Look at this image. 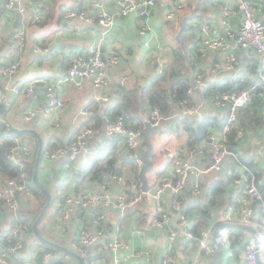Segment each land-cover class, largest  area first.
<instances>
[{"label":"crops","instance_id":"1","mask_svg":"<svg viewBox=\"0 0 264 264\" xmlns=\"http://www.w3.org/2000/svg\"><path fill=\"white\" fill-rule=\"evenodd\" d=\"M23 1L28 6L25 12L0 10V65L17 62L18 66L17 72L12 77L0 72V91H6L15 83H25L35 77H43L45 81H38L33 92L29 94L10 92L5 101L7 111L5 114H0V119L5 118L14 128L30 129L31 131L26 130L12 139L14 142L19 139L32 147L34 142L40 145L39 137L43 141V147L54 145L55 148L61 145V142L68 145L75 131L83 124L98 127L100 130L89 141L88 163L82 162L81 155L72 156L67 153L60 154L51 160H46L42 156L40 160L39 181L52 193V196H56L52 198L37 228L46 241H51L63 248L43 241L34 229L28 227L27 223H22L25 245L15 256L20 262L43 264V255L49 252L50 259L54 263L81 264L79 258L68 250L76 251L74 242L78 239L79 229L83 225L91 229L95 228L92 221L95 210H89L82 216L76 210L70 218L62 219L59 213L63 201L68 196L71 198L79 196L87 189L98 194L110 192L113 198L121 194L133 196L142 191L139 171L143 162L138 163L135 154L144 151L148 146L147 131L153 110L147 97L149 92L145 88L149 86L151 91H162L169 97L172 92L171 85L174 82L182 77L188 79L191 84L189 95L192 104L200 107L203 118L205 116L210 118V128L214 127L211 135H214L221 131L227 119L226 109L214 104L215 94L219 91L217 88L249 86L253 79L256 80L260 56L253 49L236 48L235 52L239 58L236 67L222 73H216L213 70V64L226 59L228 50L223 46L207 47L204 41L207 38L227 37L223 7L234 5V0H182L184 7L174 18H167L164 6L173 4L175 0H158L157 5L148 15L134 13L118 17L109 35L108 31L97 22L88 23L80 18L65 19L63 15L68 8L80 9L87 14L97 12L99 8L97 3L113 11L116 9L115 0ZM253 1L264 7V0ZM34 7L44 13L45 17L42 20L33 21ZM18 15L21 16L18 22L20 26L15 28ZM240 19L239 15L235 17L236 26H239ZM143 23L150 25V31L144 36L140 34L139 29ZM203 26L205 29L202 28ZM20 29L25 31L23 45H19L15 39V34ZM148 38H151L150 46L145 43ZM228 42L233 43V39H229ZM37 45H42L44 50L37 51L35 48ZM92 48L99 49L104 54L110 51L122 53L123 58L119 63L107 62L105 66V73L115 80L112 85L98 89L91 81L86 80L84 86L79 88L66 80L67 72L75 58L89 52ZM180 53L188 55V59L181 61L184 63L182 67L176 62V57ZM124 73H129L130 77L124 84H119L117 80ZM199 73L205 76L204 86L195 85V79ZM50 84L65 101L59 113V126L54 124V118L44 114L48 102L45 89ZM208 85L213 86L210 91H208ZM105 95L110 97L109 100L97 98ZM119 104L123 105L129 119L134 124H140L144 129L145 143L137 151L127 144L124 136H109L102 130L104 125L111 121L109 113L116 114ZM29 108L35 109L36 115L31 119H25L24 114ZM81 108H89L92 111L94 109L95 115L93 111L92 116L83 119V116L79 114ZM183 110V105L171 101L166 112L163 113L165 119L162 124L158 128L152 126L151 139L154 154L151 157L153 167L148 172L149 189H153L164 175L175 176L173 157L176 154L198 167L207 166L211 162V135L194 148H190L189 145L188 127L197 125L203 118L197 114H190L185 119H181L180 113ZM261 116L262 106L259 108L256 102L255 105L241 112L240 121L236 126L242 127L245 135L241 141L233 142V149L237 150L238 156L242 158V165L237 166L235 160L229 158L225 161L222 171H210L201 176L203 194L192 193V177L187 182V189L191 193L187 195L184 191L181 194L184 196L181 208L185 206L198 211L196 206L205 202L206 192L214 183L217 182L219 187L224 188L226 201L220 207L215 208L210 214L199 215L193 211V215H189L191 225H199L202 232L207 230L211 233V239L218 225L223 223L231 225L221 229L224 247L221 264H240L244 260L245 242L255 239L259 225L264 222V211L259 206L260 203H255L252 224L239 221L242 215L241 209L248 195L245 191L242 196L241 183L237 182V179L230 180L228 176L229 170L235 168L233 170L240 169L241 179H244L247 163L257 166L260 173L263 172L264 175V127ZM15 156L16 163L21 168H27L33 162V155L26 156L23 152L17 151ZM98 167L99 170L103 169L97 171ZM104 169L113 170L123 178V180L114 179L108 191L102 187L103 173L109 171H103ZM87 172L88 175H84ZM173 197L169 189H166L162 197V203L171 213L170 225L166 227L150 225L149 220L156 201L148 196H144L135 205L126 209L113 204L106 207L105 217L99 224L104 227L105 234L100 237L102 241L94 250L91 248L92 244L88 255L83 256L86 264H115L114 255L108 247V237L117 232L123 234L122 237L126 240L127 246L120 249L116 257H125L127 264H162L171 229L178 231L175 240L178 261L188 260L192 264H212V261H204H207L215 252L210 256L202 255L196 260L195 253L199 248V241L194 238L186 239L183 229L178 227L182 225L181 216L176 219L179 210L172 207ZM42 208L36 196L31 201L26 195H20L17 209H12L0 201L2 226L0 249L4 248L5 241L9 238V230L16 227L15 224L19 218L22 220L27 218L31 221ZM183 211L181 214H185ZM223 216L232 219H222ZM242 224L251 226L254 231L238 226ZM235 239L236 242L232 247L231 243Z\"/></svg>","mask_w":264,"mask_h":264},{"label":"built area","instance_id":"2","mask_svg":"<svg viewBox=\"0 0 264 264\" xmlns=\"http://www.w3.org/2000/svg\"><path fill=\"white\" fill-rule=\"evenodd\" d=\"M116 9L110 11L103 5L96 4L99 8L97 12L87 14L85 11L68 8L63 17L65 19L80 18L84 19L88 23L97 22L101 24L106 31L112 30L118 17L129 16L134 13L139 15H148L150 10L157 5L158 0H115ZM166 16L167 18H174L177 13L184 7L182 0H175L173 4H166ZM28 6L23 0H0V10L6 11H27ZM33 21L42 20L45 15L37 7H34ZM242 15L239 26L235 24V17ZM224 23L227 27V37L223 36L218 39L207 38L204 44L207 47L223 46L228 50V55L224 61H219L213 64L214 71L216 73H222L236 67L239 63V58L235 52L236 48L253 49L259 56L260 62L258 66V72L255 83L240 91H222L218 92L219 95L214 99V104L218 107H222L227 111V119L222 127L221 131L217 134L211 135L212 139V157L211 162L204 167H198L188 160L184 159L181 155L176 154L173 157L174 173L177 176L176 180H173L169 176H163L158 184L153 189L146 191H140L133 196H127L121 194L116 198H113L110 192L98 194L93 190L87 189L83 191L79 196L74 198L66 197L63 201L62 208L59 216L62 219L70 218L78 207L85 209L95 208V212L92 217L95 228L91 229L84 225L79 229L78 239L74 242V248L82 256H87L89 253V247L95 241L105 234V231L98 227L101 221L105 217L104 209L108 206L116 205L121 209L129 208L139 202L144 196H148L156 201V204L152 208V217L149 223L152 227H166L170 225L171 213L167 211L166 207L162 203V197L166 189H169L174 197L172 200V207L175 210H180L182 207V201L177 197L187 186L188 179L193 178L192 193L199 195L202 192L201 176L210 171H222L223 165L227 159H234L237 166L242 165V159L238 156L237 152L228 146L226 134L230 132L240 121L239 111L242 107L249 105L254 97L256 91H261L262 99V119L264 127V7L256 4L253 0H234V5L223 7ZM205 29V26L202 27ZM235 28V29H234ZM140 34L147 35L150 31V25L143 23L141 25ZM15 39L19 45H23L25 41V31L20 29L15 34ZM233 39V43H229L228 40ZM146 45H151V38L146 40ZM37 51H43L42 45H37ZM123 58L122 53L118 51H110L103 53L99 49L92 48L87 53L78 55L71 64L66 80L76 84L79 88L84 86V82L89 80L93 86L101 89L112 85L115 80L109 74L105 73V66L107 62L116 64ZM18 70L17 62H9L0 65V72L6 76H14ZM162 72V71H161ZM130 77L129 73L122 74L117 82L124 84V82ZM38 81H45V78L35 77L25 83H15L11 88L6 91H0V101H6L10 92L14 93H32L34 87ZM196 86L205 85V76L199 73L195 79ZM45 95L47 97V106L44 110V114L48 117L54 118V124L59 126V113L64 107L65 101L61 94L56 90L54 86L47 85L45 89ZM98 99L109 100V96H99ZM185 101H181L184 110L180 113V118L185 119L190 114H197L200 118H203L200 107L197 105L184 106ZM93 111L89 108H81L79 114L83 116V119L88 118ZM36 115V110L29 108L25 114V119H31ZM165 115L155 108L151 112L150 124L154 128H158ZM1 121L7 123L5 118ZM130 119L127 112L118 115L114 121L107 122L102 128L106 135H121L126 138L127 144L134 150L140 149L144 143V129L136 126ZM99 129L92 126L83 124L74 133L73 138L68 145H58L55 149L46 150L43 156L46 160H51L59 156L60 154L67 153L72 156L81 155L82 162H89V153L87 150L89 141L93 139ZM244 133L240 129L237 131L236 139H242ZM21 151L24 155L30 156L33 152V148L29 143H23L21 140H16L7 155L9 159L16 160V152ZM135 158L138 163H141L139 158V152H136ZM104 179L102 187L108 191L109 186L114 179L123 180L120 175H117L111 171H105L103 173ZM264 177V175H263ZM237 182H241V179H237ZM26 195L29 199L34 198V193L26 183H19L15 179H10L4 186L0 187V200H3L10 208L17 209L19 204V196ZM248 198L241 209V219L239 220L244 224H252L255 213V205L252 203L253 199H260L262 193L257 186L254 179L248 184L247 188ZM252 198V199H250ZM229 216V215H228ZM222 219L230 220L231 217ZM181 224L184 226L183 234L186 239H192L194 237L190 229V219L187 214H181ZM178 235L177 229H171L169 233V244L166 247L162 264H177V250L175 240ZM258 241L255 239L246 241L244 244V260L240 264H258V260L264 263V222L259 225L258 229ZM121 232L111 234L108 237V247L110 252L114 255L115 264H127V259L116 257V253L127 246L126 240L122 237ZM11 239H14V243L10 249L6 247L0 249V264H27L20 262L16 259V254L20 251L24 245L25 240L22 233V223L18 222L16 227L11 232ZM199 248L195 253L196 260L202 255L210 256L216 252L217 246L211 239V233L207 230L202 232V235L198 239ZM16 253V254H14ZM43 264H57L51 261L50 253L45 252L43 255Z\"/></svg>","mask_w":264,"mask_h":264},{"label":"trees","instance_id":"3","mask_svg":"<svg viewBox=\"0 0 264 264\" xmlns=\"http://www.w3.org/2000/svg\"><path fill=\"white\" fill-rule=\"evenodd\" d=\"M239 17L241 18L242 15H239ZM186 59H188V55L186 53L178 54V56L176 57V62H178V66L182 67V65H184V63L181 61L186 60ZM254 83H255V80L253 79L252 83L246 87L245 86H240V87L231 86L228 88L227 87H221L219 89L217 88V90H219L220 92H222V91H240L242 89H245V88L252 86V84H254ZM171 87H172V92L170 93L169 97L167 96V94L165 92L158 91V90H152L151 91V87H149V86L145 88L149 92V93H147V95H148L147 97H148V100H149V103H150V106L152 107V109L158 108L162 113H165L166 108H167V106L170 105L171 101H173L175 103H181V101H185V103H184L185 107L189 106V105H193L191 96L189 95V90L191 88V84H190V81L188 79L182 77V79H178L176 82H174V84H172ZM211 87H213V86L208 85V91L211 90ZM218 92L215 94L214 98H217V96L219 95ZM260 92L261 91H259V90L256 91L254 93V97H253L252 102L249 105L242 107L240 109L239 117L241 115L242 110L246 109L249 106L255 105V102H256V105L259 108H261L262 99H261ZM117 108H118V111L116 114L115 113H112V114L109 113V117H110L109 120L114 121L118 117V115L126 112L125 108H123L122 104H119V106L117 105ZM93 111H94V109H93ZM93 115H95V111H94ZM97 115L98 114L96 113V116ZM209 119L210 118L208 116H205L201 121H199V123L197 125H195V126L192 125V126L188 127L187 131L190 133V137H189L190 148L196 147L197 145H199V143L201 141L205 140L206 138H208L212 134L214 127L212 129L210 128ZM262 121H263V119H262ZM136 126L141 127L140 124H137ZM96 128H98V127H96ZM98 129L100 130V128H98ZM215 129H217V127ZM240 129L243 131V133L245 135L244 129L240 126L234 127L230 132H228L226 134L228 146L232 149H233V142L234 141H237V142L241 141V139L240 140L236 139L237 131ZM17 136H19V135L10 134L9 129H8V125L6 123H4L3 121H1V119H0V184L2 186H4L10 179H15L19 183H23V182L26 183L27 185H29V187L33 191L34 195L39 198L40 207H41L44 205V203L46 201V193L40 187H38L33 181V171H34V163H35L34 158H36L37 151L39 148V143L34 142V146L32 147L33 152L31 155H33V157H32L33 162L27 168H24V167L21 168L19 164H17L14 160L9 159L7 156L10 152L12 144L14 143V140L12 138L17 137ZM144 143H145V140H144ZM61 145L64 146V143L61 142ZM231 145H232V147H231ZM55 148H54V145H52V146L44 145L43 153H45V151L48 149L52 150ZM211 148H212V146H211ZM43 153H42V156H43ZM242 162H243V160H242ZM246 166H247V170L245 171V174L243 176L244 179H241L242 174L240 172V169L237 171L233 170L235 168H232L229 170L228 176H229L230 180L241 179L240 189H241V191H243L242 196H244L245 191L247 192L248 184L251 183L252 179H254L257 186L259 187V189L262 193V197L260 199H253L252 203H254V205H255V203H257V204L260 203L259 206H261L263 208V211H264V179H263V174H262L263 172L260 173V169H258L257 166H255L253 164L247 163ZM86 167H89V166L86 165ZM102 169L103 168H101L100 170H102ZM98 170H99V167H98L97 171ZM105 170L110 171V169H104L103 171H105ZM86 171H88V169ZM111 172L115 173V171H113V170H111ZM84 175H88V172L85 173ZM170 178H172L173 180H176L177 176L176 175L174 177L171 176ZM82 179H84V178H82ZM188 190L189 189H187V186H186V188L180 194H178L176 198H178L180 201H182L184 199V196H181V194L184 191H186V194L189 195L191 193V191L190 190L188 191ZM201 194H203V193L201 192ZM55 196L56 195H54L53 198ZM58 197H59V195H58ZM205 197H206L205 202L196 206L198 211L194 210L193 208H190V209L186 208L183 212L185 214H187L188 216L189 215L192 216L193 211H196L197 213H199V215L205 214V213L210 214L215 208L220 207L221 204L226 201V198L224 196V188L219 187V183H217V182L214 183L208 189ZM250 199H252V198H250ZM0 201L4 202L3 200H0ZM77 210L81 216L84 215V213L87 214V212L89 211V209H85L83 207H78ZM37 215H35V217L31 221H28L27 218H26V220L25 219L22 220L19 218L18 222H21L23 224L27 223L28 227L30 226V228L33 229V221L35 220ZM22 217H24V216L22 215ZM15 225H17V224H15ZM85 227H87V225H85ZM98 227L101 229H104V227H102V225H98ZM13 229L14 228H11L9 230V233H8L9 238L7 241H5V245L3 246V247H6V249H10L14 243V239H11V237H10ZM190 229L194 235L193 238L199 239L200 236L202 235V233H201L202 231H201V228H199V225H197V224L191 225V223H190ZM0 230H2L1 224H0ZM235 242H236V239L234 241H232V243L230 242L232 244V247L234 246ZM195 247H197V245H195ZM14 254H16V253H14Z\"/></svg>","mask_w":264,"mask_h":264},{"label":"water","instance_id":"4","mask_svg":"<svg viewBox=\"0 0 264 264\" xmlns=\"http://www.w3.org/2000/svg\"><path fill=\"white\" fill-rule=\"evenodd\" d=\"M20 15H18V19L15 23V28H18L20 26V24L18 23L19 20H20ZM110 34V32L108 31V35ZM7 111V105L6 103L2 100L0 101V114H5V112ZM8 129H9V133L10 134H14V135H18V134H21L23 132H25L26 130H29L31 131L30 129H18V128H14L12 127L11 125L8 124ZM153 127L152 125L149 123V128H148V131H147V139H146V143H147V148L140 152L139 153V158L140 160L143 162V165L142 167L140 168V171H139V176H140V179H141V189L143 191H146L149 189V184H148V172L152 170V167H153V160H152V156L154 154V145H153V141L151 139V131H152ZM34 133H36L35 131H32ZM37 134V133H36ZM38 135V134H37ZM39 137V136H38ZM39 142H40V145H39V148H38V151H37V155H36V158H35V163H34V171H33V181L34 183L40 187L45 193H46V201L43 205V208L41 210V212L38 214L37 218L35 219L34 221V224H33V229L35 231V233L37 234V236L42 239L43 241H46L43 236L41 235L40 231L38 230L37 228V225L38 223L40 222V220L42 219V217L45 215V213L47 212V209L49 208L50 204H51V201H52V193L50 191H48V189H46L42 184L41 182L39 181V178H38V168H39V164H40V160H41V157H42V153H43V141L42 139L39 137ZM68 143V142H67ZM186 207L184 206L183 208H181L178 213L176 214V219L179 218L181 216V213L182 211L185 209ZM89 210H95V208H91ZM178 225V224H177ZM230 224H220L218 225L214 232H213V242L216 244L217 246V249H216V252L213 256L209 257V259L207 261H204V262H209V261H212V264H221L222 262V259H223V256H224V247L222 245V238H221V229L224 227V226H228ZM231 226V225H230ZM240 228L242 229H251L252 231H254V229L251 227V226H248V225H238ZM181 229L184 230V227L179 226ZM255 239L256 241H258V235L257 233L255 234ZM102 241L100 238L95 241L92 245V249L94 250V248L96 247V245ZM47 243L51 244V245H54V246H59L51 241H46ZM59 248H63L62 246H59ZM69 253H72L73 255H75L77 258H79V260L81 261V264H86V260H85V257H83L80 253L76 252V251H72V250H68ZM177 264H192L191 262H189L188 260H183V261H180L179 263ZM258 264H264L261 260H258Z\"/></svg>","mask_w":264,"mask_h":264},{"label":"rangeland","instance_id":"5","mask_svg":"<svg viewBox=\"0 0 264 264\" xmlns=\"http://www.w3.org/2000/svg\"><path fill=\"white\" fill-rule=\"evenodd\" d=\"M25 140H28V139H26V138H24Z\"/></svg>","mask_w":264,"mask_h":264},{"label":"clouds","instance_id":"6","mask_svg":"<svg viewBox=\"0 0 264 264\" xmlns=\"http://www.w3.org/2000/svg\"><path fill=\"white\" fill-rule=\"evenodd\" d=\"M88 163V162H87Z\"/></svg>","mask_w":264,"mask_h":264}]
</instances>
